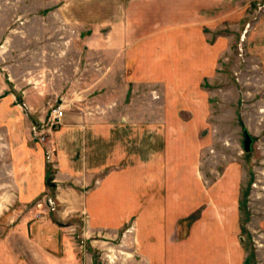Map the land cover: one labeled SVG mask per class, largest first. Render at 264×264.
Here are the masks:
<instances>
[{"label": "crops", "instance_id": "obj_1", "mask_svg": "<svg viewBox=\"0 0 264 264\" xmlns=\"http://www.w3.org/2000/svg\"><path fill=\"white\" fill-rule=\"evenodd\" d=\"M113 1L84 39L72 97L51 101L64 114L45 143L31 135L46 119L40 87L26 86L20 103L0 100V264L73 257L76 245L42 206L48 194L61 218L85 216V239H111L132 224L140 264H244L241 174L226 168L206 184L199 153L208 111L202 85L216 75L223 40L211 32L237 20L249 0ZM144 1L154 13L145 31L140 12L130 11ZM159 90L170 112L161 116Z\"/></svg>", "mask_w": 264, "mask_h": 264}, {"label": "rangeland", "instance_id": "obj_2", "mask_svg": "<svg viewBox=\"0 0 264 264\" xmlns=\"http://www.w3.org/2000/svg\"><path fill=\"white\" fill-rule=\"evenodd\" d=\"M0 5L4 7L0 9V100L13 98L20 103L26 86L31 85L42 89L47 100L46 118L52 109L61 107L64 112L61 103L51 101L61 93L72 97L71 81L78 75L75 66L85 61L84 39L92 24L102 21L115 2L0 0ZM134 7L131 13L140 12L143 30H147L154 14L150 2L144 1L140 11ZM238 13L237 20H227L215 32L206 29L208 37L211 32L212 38L220 35L223 40L216 75L202 85L208 111L201 129L200 172L209 184L226 168H238L241 241L249 264H264V0H249L247 9ZM106 30L102 26L100 32ZM160 92L155 96L161 116L170 112L162 106L165 96ZM58 125L46 134V141ZM243 129L254 139L248 153L243 151ZM48 197L53 205L46 201L42 206L53 211L52 220L76 245L68 250L74 258H64L68 264H140L132 255V224L111 239L98 234L85 239V216L61 218L55 198L51 194ZM197 216L192 215V221Z\"/></svg>", "mask_w": 264, "mask_h": 264}, {"label": "built area", "instance_id": "obj_3", "mask_svg": "<svg viewBox=\"0 0 264 264\" xmlns=\"http://www.w3.org/2000/svg\"><path fill=\"white\" fill-rule=\"evenodd\" d=\"M63 114L64 112L61 107L52 109L49 116L44 121H40L38 124L32 126L31 135L33 139L40 143H45L46 134H48L51 129L60 122ZM46 201L50 206L54 203L51 197H46Z\"/></svg>", "mask_w": 264, "mask_h": 264}, {"label": "water", "instance_id": "obj_4", "mask_svg": "<svg viewBox=\"0 0 264 264\" xmlns=\"http://www.w3.org/2000/svg\"><path fill=\"white\" fill-rule=\"evenodd\" d=\"M242 135H243V151L245 153H248L251 151L252 144L254 142L253 137L248 133L246 129L242 130Z\"/></svg>", "mask_w": 264, "mask_h": 264}, {"label": "trees", "instance_id": "obj_5", "mask_svg": "<svg viewBox=\"0 0 264 264\" xmlns=\"http://www.w3.org/2000/svg\"><path fill=\"white\" fill-rule=\"evenodd\" d=\"M52 176H53V172L51 169H48V186H51V180H52ZM192 216L190 218H188L187 220L183 221L185 224H190L192 222ZM182 222V223H183ZM244 264H249V261L245 260Z\"/></svg>", "mask_w": 264, "mask_h": 264}]
</instances>
